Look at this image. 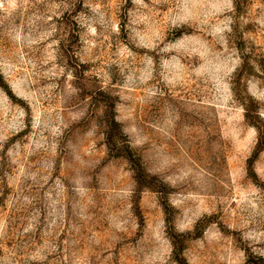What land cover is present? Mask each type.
<instances>
[{
	"label": "rangeland",
	"instance_id": "rangeland-1",
	"mask_svg": "<svg viewBox=\"0 0 264 264\" xmlns=\"http://www.w3.org/2000/svg\"><path fill=\"white\" fill-rule=\"evenodd\" d=\"M0 264H264V0H0Z\"/></svg>",
	"mask_w": 264,
	"mask_h": 264
}]
</instances>
